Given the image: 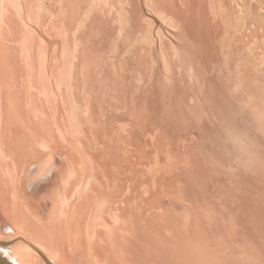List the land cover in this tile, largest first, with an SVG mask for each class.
Here are the masks:
<instances>
[{
  "label": "bare ground",
  "instance_id": "6f19581e",
  "mask_svg": "<svg viewBox=\"0 0 264 264\" xmlns=\"http://www.w3.org/2000/svg\"><path fill=\"white\" fill-rule=\"evenodd\" d=\"M211 183L264 226V0H0L7 263H229Z\"/></svg>",
  "mask_w": 264,
  "mask_h": 264
},
{
  "label": "rangeland",
  "instance_id": "374dc122",
  "mask_svg": "<svg viewBox=\"0 0 264 264\" xmlns=\"http://www.w3.org/2000/svg\"><path fill=\"white\" fill-rule=\"evenodd\" d=\"M107 1V0H103ZM113 4V3H112ZM111 5V4H110ZM151 15H144V19L152 20ZM239 15H232L228 18V22H235L237 18L239 19ZM149 17V18H147ZM203 17L205 23L207 22V16L206 15H200L196 16V18ZM236 18V19H235ZM198 19V21H199ZM156 22V21H155ZM154 22V23H155ZM167 23H162L154 27L155 33H165L166 32H172L170 30H173L171 27L172 20L169 19L166 21ZM162 29H161V28ZM182 30H185V28H181ZM234 29V27L231 28V30ZM152 31V30H151ZM238 68V67H237ZM234 69V71L238 69ZM235 71V72H236ZM92 134L97 133L95 128H92L91 130ZM243 136V132H242ZM228 141H230L227 138ZM230 143V142H229ZM167 164L163 165L162 167H156L159 170H163L166 173H170L172 170V166L176 165L177 159L174 158H168ZM153 181V187H156V181L154 177L152 176ZM234 183H229L228 185H223V187L218 189L215 187L212 183L208 187V202L212 204V202L215 200L216 197L221 196L223 198L222 205L225 208L224 215H225V222L220 227H213L211 231L207 234L208 241L210 244L209 250L215 254L219 253L224 258L229 259V263L225 264H264V226L260 227L259 225H255L253 221L250 219V217L247 216L248 210H243L242 212L238 211V207L234 204V198L231 195L230 187ZM226 186V187H224ZM158 187V186H157ZM164 190V186H162V191ZM189 208L192 211L197 210V206L195 204H191ZM211 208V207H209ZM264 208V206H263ZM264 219V214L262 215ZM231 218H235V222H231ZM233 226H237V237L233 238V233L231 230L235 229ZM205 228L209 229V226H206ZM13 231V230H12ZM10 231L6 233L7 239H14L17 234V230H14L13 232ZM12 233V234H11ZM9 236H8V235ZM70 251V249H69ZM71 264H75L76 259H71ZM77 263V262H76ZM198 263L196 258H192L190 256H185V261L180 259L179 264H195Z\"/></svg>",
  "mask_w": 264,
  "mask_h": 264
},
{
  "label": "water",
  "instance_id": "95a60500",
  "mask_svg": "<svg viewBox=\"0 0 264 264\" xmlns=\"http://www.w3.org/2000/svg\"><path fill=\"white\" fill-rule=\"evenodd\" d=\"M0 264H9V263H7V260L0 255Z\"/></svg>",
  "mask_w": 264,
  "mask_h": 264
}]
</instances>
